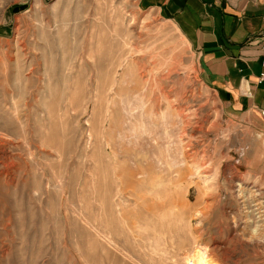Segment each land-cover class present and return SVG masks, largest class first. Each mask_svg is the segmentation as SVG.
Returning a JSON list of instances; mask_svg holds the SVG:
<instances>
[{
    "label": "rangeland",
    "instance_id": "374dc122",
    "mask_svg": "<svg viewBox=\"0 0 264 264\" xmlns=\"http://www.w3.org/2000/svg\"><path fill=\"white\" fill-rule=\"evenodd\" d=\"M145 0H0V264H264V133Z\"/></svg>",
    "mask_w": 264,
    "mask_h": 264
},
{
    "label": "crops",
    "instance_id": "0c3cea01",
    "mask_svg": "<svg viewBox=\"0 0 264 264\" xmlns=\"http://www.w3.org/2000/svg\"><path fill=\"white\" fill-rule=\"evenodd\" d=\"M145 1L183 29L200 59L201 78L227 116L259 119L264 133V81L258 82L264 59V0Z\"/></svg>",
    "mask_w": 264,
    "mask_h": 264
},
{
    "label": "bare ground",
    "instance_id": "6f19581e",
    "mask_svg": "<svg viewBox=\"0 0 264 264\" xmlns=\"http://www.w3.org/2000/svg\"><path fill=\"white\" fill-rule=\"evenodd\" d=\"M188 264H206L205 263V257L203 256V253L201 251H199L198 254L196 255V259L195 260L190 259L188 261Z\"/></svg>",
    "mask_w": 264,
    "mask_h": 264
},
{
    "label": "built area",
    "instance_id": "2783aa9c",
    "mask_svg": "<svg viewBox=\"0 0 264 264\" xmlns=\"http://www.w3.org/2000/svg\"><path fill=\"white\" fill-rule=\"evenodd\" d=\"M262 69L258 75V82L264 81V59L261 61ZM260 115L264 117V107L260 109Z\"/></svg>",
    "mask_w": 264,
    "mask_h": 264
}]
</instances>
